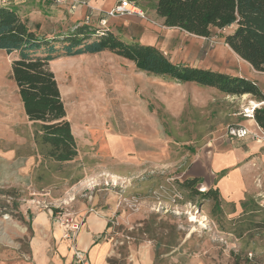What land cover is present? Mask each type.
Here are the masks:
<instances>
[{
  "label": "rangeland",
  "instance_id": "1",
  "mask_svg": "<svg viewBox=\"0 0 264 264\" xmlns=\"http://www.w3.org/2000/svg\"><path fill=\"white\" fill-rule=\"evenodd\" d=\"M29 1L10 3L39 36L58 40L88 11L69 13L45 1L29 20ZM104 1L90 12L93 27L118 0ZM157 2L138 0L145 17H110L104 28L155 45L175 63L248 77L264 92V72L224 41L235 24L213 28L209 37L194 35L166 26ZM16 57L0 49V264H35L33 240L49 233L36 223L40 214L69 241L64 254L56 241L39 246L62 264H264V138L228 134L243 120L260 133L254 118L243 115L258 101L251 94L155 76L109 51L60 57L49 67L77 155L58 161L42 139L41 122L24 111L12 77ZM240 152L238 164L231 161ZM220 160L228 161L222 170ZM194 177L201 179L199 191L221 184L219 204L181 186ZM92 215L107 221L104 231L92 232L104 245L85 252L78 236Z\"/></svg>",
  "mask_w": 264,
  "mask_h": 264
},
{
  "label": "trees",
  "instance_id": "2",
  "mask_svg": "<svg viewBox=\"0 0 264 264\" xmlns=\"http://www.w3.org/2000/svg\"><path fill=\"white\" fill-rule=\"evenodd\" d=\"M130 1L139 6L138 0ZM156 12L166 26L202 37H209L213 28L235 24L233 32L224 35L225 43L255 70L264 72V0H158ZM58 39L39 36L32 30L21 17L17 3L0 2V49L7 54L17 53L12 77L24 111L30 121L41 122L42 139L51 145L49 155L58 161H69L77 155L58 82L49 67L50 61L63 56L109 51L155 76L209 86L227 95L251 94L263 102L255 108L254 120L264 131V92L248 77L175 63L155 45L125 41L109 28L93 27L90 22H80L62 40ZM200 181L194 177L180 184L193 195L212 198L219 204V188L199 191L196 185Z\"/></svg>",
  "mask_w": 264,
  "mask_h": 264
},
{
  "label": "crops",
  "instance_id": "3",
  "mask_svg": "<svg viewBox=\"0 0 264 264\" xmlns=\"http://www.w3.org/2000/svg\"><path fill=\"white\" fill-rule=\"evenodd\" d=\"M36 1H40V2H36ZM113 1L114 0H109V4L111 5L112 3H113ZM44 2L45 1H41V0H31V1H29V3H27L26 5H27V7H30L31 8V11H28L29 13H28V19L29 20H31L32 18H31V15L33 14V13H35V10H37V9H35V6H41V5H44ZM103 3V2H105L104 0H94V3ZM117 2V1H116ZM115 2V3H116ZM114 3V4H115ZM46 4V3H45ZM50 5H51V3H49ZM114 4H112V5H114ZM51 8H54V9H57V7H55V6H53V5H51ZM38 11V10H37ZM40 11H41V9H40ZM38 13V12H37ZM33 17V16H32ZM249 95V94H248ZM259 104H261V103H259ZM250 120V119H249ZM251 123V122H250ZM251 124H253V126L254 127H256V129L257 130H259V131H261L262 129L258 126V124L256 123V121L253 119V122L251 123ZM241 125H243V126H246V127H251V126H249L248 124H247V122L246 121H242V124ZM252 126V127H253ZM257 145H259V144H257ZM256 148H257V146H256ZM255 148V149H256ZM250 152V151H249ZM242 152H240V153H237V154H235L233 157H232V160L231 161H233V162H236V164H238V158H240L242 155H243V153L241 154ZM261 153V155H263V157H264V149L260 152ZM228 161L227 160H224V162H222V160H220V162H218L217 164V167H220V169L222 170V169H224V165H225V163H227ZM236 168H237V170L239 171L240 170V172L242 171V168H240V167H237V165H236ZM239 172V174H240V176L242 177V175H241V173ZM218 187H219V189H220V192H222V194H223V189H222V187H221V184H218ZM203 189H207V187H203ZM224 197H225V195H224ZM40 216V217H39ZM38 217H37V221H36V223H41V225L43 224V226H44V228H45V230H49V233H48V235L45 237V238H39L40 236H37L34 240H33V243H32V249H33V254H34V257H35V264H62L61 262V260H60V258L58 257V258H54L53 260H50V257H47V255H42V253H41V249H40V247L39 246H41L42 248H44V246H45V243L46 244H48V243H51V241H56V244H57V247H58V250H59V252L62 254H64V253H66L67 251H69V249H68V247H69V241L68 240H65V239H63L62 238V233H61V231L60 230H58V228L57 229H55V232L54 233H52V227H51V224H50V222H48V220H49V218H48V216L47 215H44V214H40ZM93 217H97V218H100V217H98V216H96V215H92L91 217H90V220H89V229H86V228H84L81 232H80V234H79V236H78V242H77V244H78V248H80L81 250H84L85 252L86 251H89V250H91V248L92 247H96L95 245H97V246H101L102 247V245H104V244H99V236H97V237H95L94 236V234L92 233V232H102V231H104L106 228H107V221L105 220V222H104V224L102 225V224H100L101 225V228L100 229H94V227H92L91 226V221H92V219H93ZM100 219H102V218H100ZM82 240L84 241V242H82ZM102 249V248H101ZM92 255V254H91Z\"/></svg>",
  "mask_w": 264,
  "mask_h": 264
},
{
  "label": "built area",
  "instance_id": "4",
  "mask_svg": "<svg viewBox=\"0 0 264 264\" xmlns=\"http://www.w3.org/2000/svg\"><path fill=\"white\" fill-rule=\"evenodd\" d=\"M25 1V0H22ZM41 1H49L51 5L67 10L69 13L75 12L79 7H85L88 10L84 14L83 20L85 22H89L91 18L90 12H95L97 6L94 3V0H41ZM1 3H10V0H0ZM126 15H137L140 17H145L144 11L134 3V1L130 0H118L111 8L105 11V15L100 18L99 25L104 27L110 17L115 16H126ZM254 110L255 108L246 107L243 115L248 119L254 118ZM228 134L231 137L236 138H245L247 136H251L256 142L262 141L264 138V131L261 130L260 133H257L252 128L239 125V126H231L228 130ZM261 134V135H260ZM79 229V226H76V229ZM70 234H67L69 236ZM82 254L80 253V261H82Z\"/></svg>",
  "mask_w": 264,
  "mask_h": 264
},
{
  "label": "bare ground",
  "instance_id": "5",
  "mask_svg": "<svg viewBox=\"0 0 264 264\" xmlns=\"http://www.w3.org/2000/svg\"><path fill=\"white\" fill-rule=\"evenodd\" d=\"M164 34V33H163ZM248 94H244L243 97H247ZM261 104H259L258 101H255V100H252V105L250 106V108L254 107H258L260 106ZM40 217V216H39ZM105 220L104 219H100V218H97V217H93L92 221H91V226L94 227V229H100L101 228V225L100 224H104ZM82 242H84L82 240Z\"/></svg>",
  "mask_w": 264,
  "mask_h": 264
},
{
  "label": "water",
  "instance_id": "6",
  "mask_svg": "<svg viewBox=\"0 0 264 264\" xmlns=\"http://www.w3.org/2000/svg\"><path fill=\"white\" fill-rule=\"evenodd\" d=\"M263 104V102L261 103V105Z\"/></svg>",
  "mask_w": 264,
  "mask_h": 264
}]
</instances>
